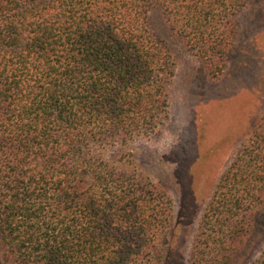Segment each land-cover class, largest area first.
<instances>
[{
	"label": "trees",
	"instance_id": "1",
	"mask_svg": "<svg viewBox=\"0 0 264 264\" xmlns=\"http://www.w3.org/2000/svg\"><path fill=\"white\" fill-rule=\"evenodd\" d=\"M247 1L0 0V264H164L172 199L103 153L168 115L176 63L150 10L213 67ZM247 132L202 212L194 264H264V112Z\"/></svg>",
	"mask_w": 264,
	"mask_h": 264
},
{
	"label": "rangeland",
	"instance_id": "2",
	"mask_svg": "<svg viewBox=\"0 0 264 264\" xmlns=\"http://www.w3.org/2000/svg\"><path fill=\"white\" fill-rule=\"evenodd\" d=\"M149 18L176 63L168 115L156 135L110 147L103 157L130 164L166 191L174 211L164 264H194L191 250L205 205L264 112V0H248L238 12L233 53L213 67L169 30L160 10L152 8ZM256 224L264 236V205Z\"/></svg>",
	"mask_w": 264,
	"mask_h": 264
}]
</instances>
